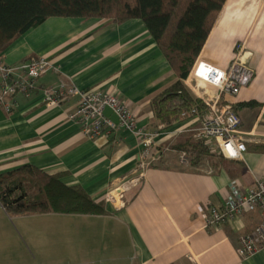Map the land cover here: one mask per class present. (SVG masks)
Returning <instances> with one entry per match:
<instances>
[{"label": "crops", "instance_id": "1", "mask_svg": "<svg viewBox=\"0 0 264 264\" xmlns=\"http://www.w3.org/2000/svg\"><path fill=\"white\" fill-rule=\"evenodd\" d=\"M239 44L248 48L254 72L249 86L227 97L240 130L249 134L242 160L210 151L217 157L205 162V172L181 166L189 164L185 149L196 125L189 120L159 130V160L131 186L125 182L137 170L139 141L122 130L85 139L71 118L77 98L48 106L42 90L66 82L82 91L116 93L136 112L139 127L158 130L163 125L151 102L179 78L144 24L49 18L13 42L0 56L5 66L36 59L49 61L52 70L28 96L10 98L9 112L0 106V174L30 165L80 187L106 208L98 216L14 217L27 250L19 264H264V247L246 258L236 252L239 238L260 223L258 213L206 227L207 213L222 207L229 184L247 191L264 180V0H227L198 59L227 69ZM250 102L255 105L240 106ZM118 186L121 199L113 193ZM110 194L118 206L106 202Z\"/></svg>", "mask_w": 264, "mask_h": 264}, {"label": "trees", "instance_id": "2", "mask_svg": "<svg viewBox=\"0 0 264 264\" xmlns=\"http://www.w3.org/2000/svg\"><path fill=\"white\" fill-rule=\"evenodd\" d=\"M226 1L0 0V56L16 39L49 18L99 19L117 25L139 20L179 78L151 105L154 119L167 129L185 122V114L202 107L182 81L199 58ZM253 105L250 102L240 106ZM186 147L188 165L195 170L217 157L194 142ZM0 207L13 217L106 214L104 202L95 203L80 187H68L59 176L48 175L30 165L0 174Z\"/></svg>", "mask_w": 264, "mask_h": 264}, {"label": "built area", "instance_id": "3", "mask_svg": "<svg viewBox=\"0 0 264 264\" xmlns=\"http://www.w3.org/2000/svg\"><path fill=\"white\" fill-rule=\"evenodd\" d=\"M238 46V55L227 69H219L197 59L188 77L182 81L202 103L201 108L185 114L186 121L193 120L198 126V143L228 161L242 160L249 141V134L240 130V119L233 104L227 100V97H237L254 77L253 70L246 65L245 47L241 44ZM49 70H52V66L47 60L30 59L16 67H7L0 58V106L9 112V99L18 93L28 96L36 90V81ZM16 72L22 73L23 77L16 78ZM42 95L44 104L48 106L59 105L76 97V109L71 118L87 140L93 141L122 130L139 141V164L133 177L125 184L135 186L140 183L145 170L158 162L159 145L156 139L164 126L154 132L139 127L136 112L118 94L99 90L82 91L70 83L60 82L56 87L43 89ZM106 109L116 117L117 123L104 115ZM121 192L119 186L113 190L117 197ZM115 195L110 194L106 202L117 206ZM254 213L260 215L261 221L251 233L239 238L236 250L240 257L246 258L264 247V180L258 181L254 189L247 191L240 190L236 184H229L222 207L207 213L206 227L216 228L243 214Z\"/></svg>", "mask_w": 264, "mask_h": 264}, {"label": "rangeland", "instance_id": "4", "mask_svg": "<svg viewBox=\"0 0 264 264\" xmlns=\"http://www.w3.org/2000/svg\"><path fill=\"white\" fill-rule=\"evenodd\" d=\"M238 49L239 48H237L236 46L234 47L233 57H232L231 62H233L234 59L237 57L238 51H239ZM248 51H249L248 48L245 47L244 52H245L246 58H248ZM244 52L242 56H244ZM246 65H247V62H246ZM183 86L189 92L190 96L197 99V97L194 95V93L190 91L188 87H186L184 84ZM151 105H152V102H151ZM197 128L198 126L195 125L192 128V130L189 131L190 135L193 137V142L195 144H199L196 139V134H197L196 129ZM183 158L184 157H182V159ZM186 158L188 157L186 156ZM179 161H180V158H179ZM185 164L186 165L181 164V166L188 165L187 163ZM202 169L205 172V166L202 167ZM17 220L18 219H15L13 216H9L6 213H4V211L0 207V264H19L20 263L18 262L19 260H24L27 257V253H26L27 250H26V246L24 243L25 238H24V235L21 234V230L19 227L20 223ZM20 237L23 239H20Z\"/></svg>", "mask_w": 264, "mask_h": 264}, {"label": "water", "instance_id": "5", "mask_svg": "<svg viewBox=\"0 0 264 264\" xmlns=\"http://www.w3.org/2000/svg\"><path fill=\"white\" fill-rule=\"evenodd\" d=\"M104 115L107 116V117H110V119L114 122V123H117V119L116 117L111 113V111H109L108 109H106L104 111Z\"/></svg>", "mask_w": 264, "mask_h": 264}]
</instances>
